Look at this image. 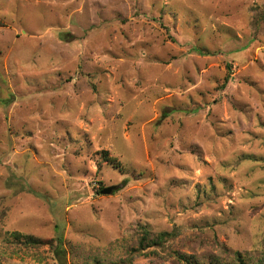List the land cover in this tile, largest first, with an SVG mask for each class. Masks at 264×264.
<instances>
[{"label":"rangeland","instance_id":"obj_1","mask_svg":"<svg viewBox=\"0 0 264 264\" xmlns=\"http://www.w3.org/2000/svg\"><path fill=\"white\" fill-rule=\"evenodd\" d=\"M237 252L264 254V0H0V264Z\"/></svg>","mask_w":264,"mask_h":264},{"label":"trees","instance_id":"obj_2","mask_svg":"<svg viewBox=\"0 0 264 264\" xmlns=\"http://www.w3.org/2000/svg\"><path fill=\"white\" fill-rule=\"evenodd\" d=\"M199 53L201 54H206V52L203 51H199ZM227 81V77L224 80L223 84L221 86H224L226 84ZM106 160H108L109 162H111L113 165L117 166V163H114L115 160H112V158H108L105 157ZM103 187L101 186L97 191V193H100V190ZM173 233L172 232H159L158 234L155 235H151L149 233V231L147 229H145V227H142V234L140 236L139 242H138V246L136 248H133L132 251H142L144 249H146L147 247H157V246H162L164 242H166L168 239L173 237ZM60 241H63L62 237L56 239V238H52L49 239L47 241L41 240V239H35V238H26L25 240V244L29 245V246H41V245H45L48 244L50 247L52 248H56L58 247V243ZM152 252H156V250H152ZM60 256V255H59ZM180 258L184 259L185 263L187 264H193L191 263L192 261L190 259H186L184 256L179 255ZM110 264H119V263H110ZM207 264H248L245 259L242 257V255L237 252L235 254V262L234 263H230V262H219V261H215L213 263H207ZM260 264H264V254L262 256L261 259V263Z\"/></svg>","mask_w":264,"mask_h":264},{"label":"water","instance_id":"obj_3","mask_svg":"<svg viewBox=\"0 0 264 264\" xmlns=\"http://www.w3.org/2000/svg\"><path fill=\"white\" fill-rule=\"evenodd\" d=\"M112 189H113V186L105 187V188H102L100 190V193L101 194H109L110 192H112Z\"/></svg>","mask_w":264,"mask_h":264}]
</instances>
